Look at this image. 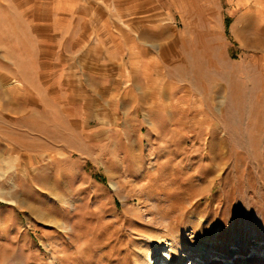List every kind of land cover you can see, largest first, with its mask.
I'll return each instance as SVG.
<instances>
[{
  "label": "rangeland",
  "instance_id": "obj_1",
  "mask_svg": "<svg viewBox=\"0 0 264 264\" xmlns=\"http://www.w3.org/2000/svg\"><path fill=\"white\" fill-rule=\"evenodd\" d=\"M185 6L0 0V264H264V2Z\"/></svg>",
  "mask_w": 264,
  "mask_h": 264
},
{
  "label": "crops",
  "instance_id": "obj_2",
  "mask_svg": "<svg viewBox=\"0 0 264 264\" xmlns=\"http://www.w3.org/2000/svg\"><path fill=\"white\" fill-rule=\"evenodd\" d=\"M199 3L205 7L207 16L209 12L214 14V17L218 20L225 18L223 11L225 5H228L233 10L248 6L250 11L253 12L254 17L259 19L257 13L252 8L254 1L256 0H122L121 14L117 15L120 19L134 20L138 24H143L146 20H154L159 18H173L178 15L181 18H186L188 15L185 13L187 9L185 3L187 2ZM264 2V0H262ZM76 3L86 2V0H74ZM178 3H182L181 9L178 8ZM111 7V6H109ZM112 11L115 10V6L111 7ZM195 13L196 7H192L191 11ZM264 12V9L262 10ZM116 16V15H115ZM190 17L193 16L189 14ZM205 16V15H204ZM208 16V18H209ZM206 17V16H205ZM226 26V21H225ZM223 27V20L217 24L218 30Z\"/></svg>",
  "mask_w": 264,
  "mask_h": 264
},
{
  "label": "bare ground",
  "instance_id": "obj_3",
  "mask_svg": "<svg viewBox=\"0 0 264 264\" xmlns=\"http://www.w3.org/2000/svg\"><path fill=\"white\" fill-rule=\"evenodd\" d=\"M164 236L162 235L159 237V239H163L164 244H162L163 249L159 250L157 246L156 254L151 258L150 251H147L145 254H143L142 262L143 264H184L185 261L192 262L195 259H198L199 262L195 264H205L207 261V256L210 254L208 250L200 245H189V247H186L183 245V247H180L178 243L172 241L170 238L164 239ZM179 236V235H178ZM176 239V238H175ZM173 239V240H175ZM160 241V240H159ZM238 250L240 253L245 251L246 247H243L242 244L237 245ZM253 252L259 253V247L256 245L253 247ZM145 252V251H143ZM225 253L222 254V258H228V252L224 251ZM196 254V255H195ZM253 259V262L256 264H263V259L261 258H243L239 264H251ZM237 259H235L232 264H237ZM251 261V262H250ZM138 264H141L138 262Z\"/></svg>",
  "mask_w": 264,
  "mask_h": 264
}]
</instances>
